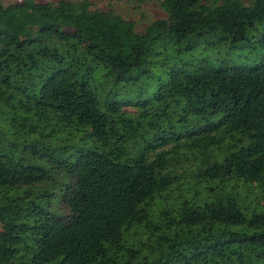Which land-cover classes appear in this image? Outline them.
Segmentation results:
<instances>
[{
  "label": "trees",
  "instance_id": "16d2710c",
  "mask_svg": "<svg viewBox=\"0 0 264 264\" xmlns=\"http://www.w3.org/2000/svg\"><path fill=\"white\" fill-rule=\"evenodd\" d=\"M157 1L143 31L0 3V264H264V58L165 55L249 40L264 0Z\"/></svg>",
  "mask_w": 264,
  "mask_h": 264
},
{
  "label": "rangeland",
  "instance_id": "374dc122",
  "mask_svg": "<svg viewBox=\"0 0 264 264\" xmlns=\"http://www.w3.org/2000/svg\"><path fill=\"white\" fill-rule=\"evenodd\" d=\"M20 0H0L3 5H9ZM40 3H58L60 1L82 0H37ZM93 9L112 11L122 18L133 21L138 31H143L153 21L167 18L160 2L150 0L138 3L133 0H88ZM264 25L259 26V31L252 35L249 40L232 43L222 33L207 35L185 43V50L180 53L169 47L165 55L170 56L174 62H188L196 65L200 60H209L215 64L229 61L234 65L252 66L264 58ZM251 198L260 200L262 190L259 185H251L247 188Z\"/></svg>",
  "mask_w": 264,
  "mask_h": 264
}]
</instances>
